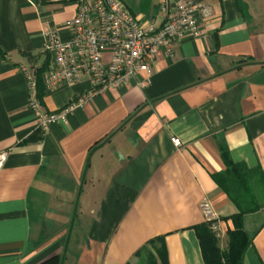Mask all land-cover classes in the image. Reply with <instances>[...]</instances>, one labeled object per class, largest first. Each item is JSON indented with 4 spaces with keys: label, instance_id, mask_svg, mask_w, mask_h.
<instances>
[{
    "label": "crops",
    "instance_id": "0c3cea01",
    "mask_svg": "<svg viewBox=\"0 0 264 264\" xmlns=\"http://www.w3.org/2000/svg\"><path fill=\"white\" fill-rule=\"evenodd\" d=\"M122 1L143 28L161 25L159 0ZM197 1L210 12L199 37L94 92L89 81L42 85L45 33L71 39L76 0H0V264H141L157 237L166 264H205L204 199L220 248L242 213L255 233L244 264H264V0ZM22 66L48 111L92 98L43 135Z\"/></svg>",
    "mask_w": 264,
    "mask_h": 264
},
{
    "label": "built area",
    "instance_id": "2783aa9c",
    "mask_svg": "<svg viewBox=\"0 0 264 264\" xmlns=\"http://www.w3.org/2000/svg\"><path fill=\"white\" fill-rule=\"evenodd\" d=\"M159 1L161 25L143 28L122 0H76L77 14L64 25L71 39L63 41L56 29L45 33V51L52 56L53 66L44 74L42 85L52 90L89 81L94 92L124 87L150 70L155 53L161 51L170 57L182 39L201 35L200 18L209 16L207 6L197 0ZM106 54L108 62L104 60ZM21 71L27 81L29 108L43 135L52 125L66 123L74 109L92 98L83 96L59 110L48 111L38 98L36 72L27 66H22ZM172 142L176 148L182 146L178 138H172ZM8 157L9 152H0V174ZM200 210L211 231H218L217 213L210 201L202 200Z\"/></svg>",
    "mask_w": 264,
    "mask_h": 264
},
{
    "label": "trees",
    "instance_id": "16d2710c",
    "mask_svg": "<svg viewBox=\"0 0 264 264\" xmlns=\"http://www.w3.org/2000/svg\"><path fill=\"white\" fill-rule=\"evenodd\" d=\"M39 87L41 89V86ZM233 222H235V227L233 230L228 231L229 241L225 250L220 248L219 239L213 235L208 223H206V226L196 229V234L203 250L205 264H244L245 252L251 244L255 233L248 234L245 230L242 213L233 218ZM164 250V238L157 237L151 240L138 253L141 264H155L156 259H160L162 264H166V251ZM48 264H51V262Z\"/></svg>",
    "mask_w": 264,
    "mask_h": 264
},
{
    "label": "rangeland",
    "instance_id": "374dc122",
    "mask_svg": "<svg viewBox=\"0 0 264 264\" xmlns=\"http://www.w3.org/2000/svg\"><path fill=\"white\" fill-rule=\"evenodd\" d=\"M224 245V242H221Z\"/></svg>",
    "mask_w": 264,
    "mask_h": 264
}]
</instances>
